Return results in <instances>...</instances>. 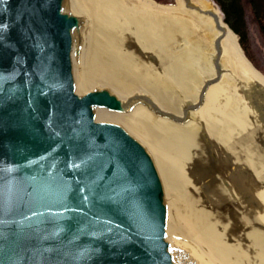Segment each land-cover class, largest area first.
<instances>
[{
  "label": "water",
  "instance_id": "1",
  "mask_svg": "<svg viewBox=\"0 0 264 264\" xmlns=\"http://www.w3.org/2000/svg\"><path fill=\"white\" fill-rule=\"evenodd\" d=\"M74 1L0 0V264H216L173 219L146 144L99 114L143 105L190 122L225 72L226 27L186 0L221 35L216 77L175 113L144 91L123 99L109 86L84 87L89 18Z\"/></svg>",
  "mask_w": 264,
  "mask_h": 264
},
{
  "label": "bare ground",
  "instance_id": "2",
  "mask_svg": "<svg viewBox=\"0 0 264 264\" xmlns=\"http://www.w3.org/2000/svg\"><path fill=\"white\" fill-rule=\"evenodd\" d=\"M189 2L203 12L217 13L221 25L227 29L221 56L225 72L218 82L209 87L204 104L192 113V120L184 125L170 120L168 122L167 119L156 117L143 105H139L132 113L101 111L99 116L120 121L146 144L163 176L173 219H177L184 233L205 248L216 264H225L202 234L192 229L194 217L199 213V206L217 209L234 197L236 192L240 197V202L237 201V220L241 226L252 230L255 241L264 242V232L252 226H264V198L258 201L255 188L234 184L227 191L218 183V178L227 174L228 163H225L223 153L230 140L261 119L257 107L247 106V98L236 96L232 101L226 93H235L238 84L244 79L254 84L264 103V74L246 57L238 36L226 24L222 11L213 0ZM73 8L89 18L83 69L86 88L109 86L123 99L144 91L151 94L162 108L180 113L183 100L197 101L203 83L216 77L212 58L215 54L214 41L221 35V30L212 15L187 7L186 0H178L175 6L162 5L154 0H75ZM165 22L193 36L190 40L195 45V52L188 50L187 55L199 57L201 64L199 69L197 67L198 71L195 67L185 68L190 66L185 65L184 58L180 57L186 55L173 50L169 42L172 36L170 33V36L167 35ZM146 59H155L156 64L163 66L160 75L146 73ZM179 72H182V77H188L184 83H179ZM163 77L175 79L173 88ZM134 117L136 127L131 122ZM155 148L158 154L153 150ZM204 181L209 182L207 186ZM170 185L174 188L175 198ZM216 202H221V205L218 206ZM179 209L184 211L185 219ZM262 255L261 260L264 259V246L255 243V256L260 258Z\"/></svg>",
  "mask_w": 264,
  "mask_h": 264
},
{
  "label": "rangeland",
  "instance_id": "3",
  "mask_svg": "<svg viewBox=\"0 0 264 264\" xmlns=\"http://www.w3.org/2000/svg\"><path fill=\"white\" fill-rule=\"evenodd\" d=\"M170 1H171L170 4H164V3L163 4L160 3V4L175 6L178 0L177 1L170 0ZM248 7L249 6H247L246 12H247V22L249 27V34H250L252 48L255 51L260 66L264 70V43L259 28L256 22L253 20L252 13ZM164 25L165 27L167 26L166 28L167 35L170 36L171 34L172 36L171 37L172 39L169 42L172 48H174L173 50H176L177 54L186 55L184 57H180L181 59L184 58L183 61L186 63L185 65L190 66L185 68L195 67V70L198 71L201 64V60L200 59L198 60L199 57L197 55H193V56L187 55L188 50L195 52V45L191 42L192 40H190V37L193 36L182 33L180 30L176 28V26L168 22H165ZM196 57H197V61L195 60ZM144 62H145L144 68L146 73L160 75L159 72L162 71L163 66H159L158 64H156L155 59H153L152 61L146 59L144 60ZM182 72H179L181 76L180 74H178V76H180L179 83L180 82L184 83L185 82L184 79L188 78L187 76L182 77L183 75ZM191 72L193 71L191 70ZM260 72L264 74V72L262 71ZM184 73H188V72H184ZM162 74L164 76V73ZM163 80L169 84L170 88H173L174 86L173 83L175 81L174 78L167 79L163 77ZM241 82H242L241 84L236 83L238 84L237 86L238 88H236L235 93L234 91H232V93L228 92L229 94L226 93V95L229 96L232 99V101L233 99L235 100L236 96H241V97L244 96L245 98H247V102L249 101L247 103L249 105L247 106L254 109L255 107H257L261 116L260 120L262 121L259 120V122L253 124L252 126H250V128L245 129L241 135H236V137L230 140L229 144L227 145L226 151L223 153L225 159L224 161L225 163L226 162L228 163L226 170L227 174H224L221 178H218V183L220 187L223 188L224 190L231 188L232 185L234 184L243 185L245 186V188L246 187L255 188V196L258 199V201H261L262 198H264V196H262L264 195V137H263L264 136V103L262 102L259 92L257 89H255L253 83L244 79ZM137 114L138 113H135V115ZM131 122L133 126L136 127L137 121L135 120V117L133 121L131 120ZM153 150L155 151L156 154H158L156 148ZM208 179L210 180V178ZM203 183H205V186H207V183L209 182L204 181ZM179 186L182 187L181 185ZM169 187L171 193L175 198L176 195L174 192V188L171 185ZM229 196L231 195L229 194ZM234 197H237V200H234ZM234 197L232 196L230 200H228L225 203L223 202V205H221V202L220 203L216 202L218 206L219 205L221 206L214 210H211V207H209V209H206L204 208L205 206L202 205L199 206L198 208L199 213L194 217L195 225L193 226L194 228L192 229L202 234L203 239L209 243V245L217 254V256L225 264H255L258 261H259L258 264H262L264 262L263 261L264 259L261 260L263 255L260 258H257L255 256V243L257 245L261 244L264 246V242H262L261 240L260 243L255 241V234L251 232L252 230L249 228H244L243 226L240 225V222L237 220V216H236L239 211L237 201L240 202V199H238L240 197L238 196V194H236V192L234 194ZM246 200H250V199L247 198ZM214 203L215 202H213V205ZM179 211L181 216L184 218L185 216L184 211L181 209H179Z\"/></svg>",
  "mask_w": 264,
  "mask_h": 264
},
{
  "label": "trees",
  "instance_id": "4",
  "mask_svg": "<svg viewBox=\"0 0 264 264\" xmlns=\"http://www.w3.org/2000/svg\"><path fill=\"white\" fill-rule=\"evenodd\" d=\"M157 2L170 4V0H156ZM155 1V2H156ZM222 10L225 22L239 38V43L247 58L264 72L258 62V58L252 48L249 27L247 22V6L256 22L264 43V0H213ZM226 23V24H227Z\"/></svg>",
  "mask_w": 264,
  "mask_h": 264
}]
</instances>
